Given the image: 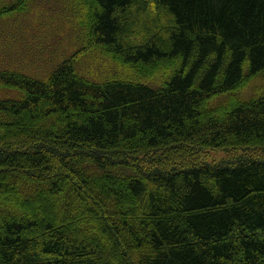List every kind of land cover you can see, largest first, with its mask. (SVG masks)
Masks as SVG:
<instances>
[{
  "label": "trees",
  "instance_id": "16d2710c",
  "mask_svg": "<svg viewBox=\"0 0 264 264\" xmlns=\"http://www.w3.org/2000/svg\"><path fill=\"white\" fill-rule=\"evenodd\" d=\"M72 6L136 78L81 75L89 46L45 79L0 69V264H264V156L146 172L134 153L264 152V0Z\"/></svg>",
  "mask_w": 264,
  "mask_h": 264
},
{
  "label": "rangeland",
  "instance_id": "374dc122",
  "mask_svg": "<svg viewBox=\"0 0 264 264\" xmlns=\"http://www.w3.org/2000/svg\"><path fill=\"white\" fill-rule=\"evenodd\" d=\"M72 1L0 0V9L12 10L0 16V69L15 70L34 78L45 79L65 59L89 46L88 51L83 50L79 60L78 70L81 75L88 78H105L120 72L118 76L121 78L135 79L131 71L119 68L111 57L98 47L87 45L86 30L82 27V23H87V15L82 7L74 9ZM136 24L139 31L144 33L154 30V23L150 20L144 21L139 15ZM169 75L167 72L157 75L155 79L143 81L158 86ZM14 94L16 91L0 90V97ZM251 95L250 89L244 93L245 97ZM134 153L138 154L140 159L146 160V172H173L202 164L234 165L241 159H260L264 156L261 151H203L195 145L172 146L146 155L141 152ZM114 155L116 159L124 158L119 151H115ZM151 157L155 158L154 163L150 162ZM44 216L45 218L39 217L41 222L48 220L46 213Z\"/></svg>",
  "mask_w": 264,
  "mask_h": 264
}]
</instances>
